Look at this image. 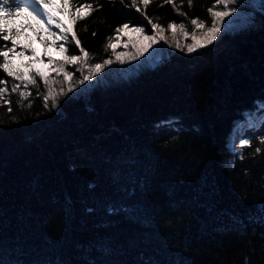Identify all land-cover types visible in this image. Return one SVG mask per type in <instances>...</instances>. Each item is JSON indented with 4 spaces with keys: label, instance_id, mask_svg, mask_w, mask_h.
I'll use <instances>...</instances> for the list:
<instances>
[{
    "label": "trees",
    "instance_id": "1",
    "mask_svg": "<svg viewBox=\"0 0 264 264\" xmlns=\"http://www.w3.org/2000/svg\"><path fill=\"white\" fill-rule=\"evenodd\" d=\"M217 4L52 2L69 26L67 54L81 55L79 39L94 64L125 23L209 25ZM253 15L246 33L47 107L40 77L13 93L19 81L0 70L5 264H264V128L251 147L230 148L244 117L264 110V16Z\"/></svg>",
    "mask_w": 264,
    "mask_h": 264
},
{
    "label": "rangeland",
    "instance_id": "2",
    "mask_svg": "<svg viewBox=\"0 0 264 264\" xmlns=\"http://www.w3.org/2000/svg\"><path fill=\"white\" fill-rule=\"evenodd\" d=\"M229 8H237V11L224 17L221 33L213 44L219 42L223 36L233 37L249 31L255 24L253 10L255 8L262 9V5L259 0H243V5L241 0H236ZM213 10L223 12L228 9L225 8L224 4L218 3ZM51 14L54 18H59L60 16L59 22L63 23L65 29L67 27L69 29L67 21L62 19V15L54 12ZM41 19L42 22L37 24L35 18L26 12L14 20L6 21L10 28L32 25V27L21 28L23 34L17 41L19 46L16 48V52L14 54L9 53V56L15 70L26 73L28 77H32L36 71L48 77L49 84L55 95L84 94L85 91L89 92L96 86H105L112 79L128 80L135 75L149 71L163 61L168 60L172 55L182 52L188 53L187 46L194 43L193 35L196 41L203 43L208 35L207 30L211 28L213 21L212 17L209 25L200 23L202 26L199 28L192 24L191 26H185L188 32L187 36L184 35L179 27L175 34H173L171 29H168L162 33L163 39L155 41L150 40L149 37L159 32V29L153 30L152 27L150 29L143 28L144 32H139L135 31L136 28L129 27L112 40H109V44H114L115 48L108 47L106 49L107 55L104 58V62L111 60L112 63L106 65L103 63L102 65L104 66L97 70L95 68L96 64L92 63L90 55H88L86 60H81L76 64H64L63 70L60 71L58 64L50 63L49 61L63 62L68 58L67 52H62L59 45L63 44L68 49L70 39L67 42L58 39V35L62 30L56 27V19L51 24L48 23L46 18ZM53 32L57 33V35L50 34ZM177 44L180 45V48L176 47ZM181 48L184 51H181ZM22 49H26V51H23V55L20 54ZM137 52H139L138 55ZM117 56L124 62L120 63ZM64 71L72 73L70 80L64 77ZM87 76H90L91 79H85L84 83L81 84V78ZM18 83L20 84V81ZM69 84H71V92L68 91Z\"/></svg>",
    "mask_w": 264,
    "mask_h": 264
},
{
    "label": "snow or ice",
    "instance_id": "3",
    "mask_svg": "<svg viewBox=\"0 0 264 264\" xmlns=\"http://www.w3.org/2000/svg\"><path fill=\"white\" fill-rule=\"evenodd\" d=\"M15 6L10 5V0H0V41L5 42L2 47H0V70H3L4 73H6L7 77H12L16 81H20V84H23L25 89H27L28 85H36V76H39L40 79L43 81L44 86L47 88V95L43 97L45 102V107L48 106V101L51 99L53 104H58V95H54L51 87L49 86V78L44 76L43 73L36 71V73L32 77H28L26 73L17 71L14 69L9 53H15L16 48L19 46L17 41L19 37L23 34L21 31V28L24 27H32L31 24L28 25H21L20 28H10L6 21L8 20H14L17 17H19L22 13H29L31 14L37 24H40L42 22L41 18H46L49 24H51L54 21V16L51 14V12L48 10V6L52 3V0H14ZM132 5L137 8V11H140V5L142 4L144 8H147L148 5L151 3V0H131ZM193 0H188L189 5H191ZM236 0H218V3L224 4L225 8L228 9L227 11H214L213 9H209V12L211 16L213 17L211 28L208 29V35L203 43L196 41L195 36L193 35V41L194 43L187 46V52L189 54L196 52L200 48H206L209 45H212L216 40L217 37L221 33V27L224 23V17L230 15L233 12L237 11V8H228L229 4L235 3ZM64 4L68 3V0H63ZM165 3H172V0H165ZM241 4L243 5V0H241ZM261 15L264 16V0H261ZM246 6V5H244ZM87 8H92V5H85ZM79 11V9H78ZM79 19H83V16L78 17ZM149 24H151V27L153 30L159 29L160 31L157 32L152 37H149L150 40L155 41L158 39H163L162 33L166 30L162 28V26L158 23H153L151 20L148 21ZM191 24L197 28L201 27L202 25L199 23L198 19H193L191 21ZM56 27L58 29H61L62 32L58 35V39H62L65 42L68 41L69 37L67 35L68 29L64 28V25L62 22L56 21ZM184 33L185 36L188 35V32L185 28L184 24L177 25L175 22L168 25V29H171L173 31V34H175L177 28ZM129 25L127 23L123 24L120 28L116 29V32H122L125 29H128ZM135 31L144 32L143 28H136ZM51 35L56 36L57 33L53 32L50 33ZM95 35V33H93ZM111 39V38H110ZM10 42L11 46H9ZM80 40L75 39V46L79 48V52L81 55H70L68 58L63 62H57V61H49L50 63H56L59 65V70H63L64 64H76L77 62L81 60H86L88 57V52L85 51L83 47H80ZM60 50L62 52H67V49L64 47L63 44L59 45ZM109 47L115 48L114 44H109ZM177 48H180V45H176ZM23 51H26V49H22L21 55H23ZM181 51H184L183 48H181ZM34 54V53H33ZM139 52H137V55ZM117 59L120 61V63H123L124 61L120 59L119 56H117ZM112 63L111 60H107L104 62V65ZM104 65L102 64H96L95 68L97 70H100ZM72 76V73L64 71V77L67 80H70ZM85 79H91L90 76L83 77L80 80V83L83 84ZM20 84H14L11 88V92H17L20 88ZM8 87H7V81L4 79H0V97H4L6 94H8ZM68 91L71 92V84H69ZM20 95L24 97L25 99L31 95L30 92H21ZM9 104V107L7 108V111L9 113L12 112L11 101H7ZM262 128H264V125H261ZM252 141L250 139H241V146H247L251 147ZM260 143L264 144V137H260ZM257 153L261 152V148L257 147L255 149ZM240 159H243V155L240 156ZM72 171H75V168L71 169ZM110 213L113 211L112 209L109 210ZM261 223L264 224V218L261 219ZM0 264H5L4 259L0 258ZM18 264V262H17ZM61 264H64L63 261H61ZM244 264H250V259L246 256L244 257Z\"/></svg>",
    "mask_w": 264,
    "mask_h": 264
},
{
    "label": "bare ground",
    "instance_id": "4",
    "mask_svg": "<svg viewBox=\"0 0 264 264\" xmlns=\"http://www.w3.org/2000/svg\"><path fill=\"white\" fill-rule=\"evenodd\" d=\"M238 149V148H237ZM238 150H240V149H238Z\"/></svg>",
    "mask_w": 264,
    "mask_h": 264
}]
</instances>
